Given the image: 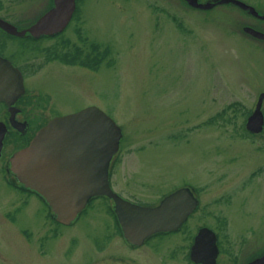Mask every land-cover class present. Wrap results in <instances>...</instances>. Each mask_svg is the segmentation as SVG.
I'll list each match as a JSON object with an SVG mask.
<instances>
[{"label": "rangeland", "instance_id": "rangeland-1", "mask_svg": "<svg viewBox=\"0 0 264 264\" xmlns=\"http://www.w3.org/2000/svg\"><path fill=\"white\" fill-rule=\"evenodd\" d=\"M245 1L264 12V0ZM47 3L20 0L18 8L33 16ZM79 9L80 17L64 37L83 47L107 46L110 54L96 69L59 59L42 62L43 57L28 63L29 94L34 98L28 112L65 114L100 106L123 129L112 174L118 191L157 201L175 185H198L205 225L225 236L227 225L217 217L227 216L229 246L239 249L237 261L226 252L221 263L241 264L259 254L264 250V131L247 137L241 135L246 129L240 126L247 119L245 112H252L264 92V40L242 32L241 26L255 25L264 31V20L250 17L234 4L199 10L185 0H79ZM48 96L49 108L40 106ZM232 103L240 108L227 110L230 122L209 123ZM18 146V141L9 143L6 156ZM0 192L6 194L5 189ZM42 205L34 199L19 221L23 217L35 227L38 218L44 220L36 211ZM108 205L106 198L97 197L75 226L59 228L61 240L47 242L46 260L36 255L37 246L9 255L17 262L20 254V264H86L96 247L107 244V233L112 236L108 250H118L113 236L118 227ZM239 233L247 235H241L247 237L243 249ZM170 242L167 238L158 248L147 250L151 264H161ZM100 253L93 264H103ZM169 262L179 264L176 259Z\"/></svg>", "mask_w": 264, "mask_h": 264}, {"label": "water", "instance_id": "water-1", "mask_svg": "<svg viewBox=\"0 0 264 264\" xmlns=\"http://www.w3.org/2000/svg\"><path fill=\"white\" fill-rule=\"evenodd\" d=\"M185 1L202 9L234 3L264 19V12H259L244 0ZM76 8L77 0H54V6L29 30L34 35L60 32L69 24ZM0 23L13 32L24 33L1 17ZM243 30L264 39V31L251 25H244ZM24 91L19 68L0 56V102L13 103ZM263 99L264 92L247 119L246 126L252 132L263 129ZM15 112L13 110L12 114ZM7 130V124L0 121V156ZM122 137V128L115 119L100 107L90 105L50 119L27 146L12 155L11 168L21 182L46 198L57 220L63 223L73 221L93 197L106 195L114 199L115 212L125 237L142 243L158 231L178 228L199 201L192 197L188 187L178 188L156 205L138 204L116 192L110 183V172ZM217 254L216 233L209 227H203L195 238L192 257L204 264H216ZM247 264H264V253Z\"/></svg>", "mask_w": 264, "mask_h": 264}, {"label": "flooded vegetation", "instance_id": "flooded-vegetation-1", "mask_svg": "<svg viewBox=\"0 0 264 264\" xmlns=\"http://www.w3.org/2000/svg\"><path fill=\"white\" fill-rule=\"evenodd\" d=\"M19 1L20 0H0V17L15 26L18 31H24V33H16L0 23V56L13 63L21 70L23 74V84L25 86V93H22L13 103H8L6 101L0 102V121H5L8 127V131L4 139L2 154L0 156V191L2 189H5L6 191V194L0 192V264H20L19 261L21 262L22 259L20 254H16L17 262L15 261L14 257L9 254H11L13 250L18 252L20 249L27 250L32 246H37L35 251L36 255L38 254L44 260H46V258L50 256V253L47 252L48 249H46L47 242L52 239L55 241L61 240V236L63 234L61 230L59 231V228L63 226H75L80 217L79 215L74 221L67 224L57 220L56 215L53 213L51 207H49L47 204L45 198L36 190L31 189L22 183L17 177V174L11 168V156L18 149L27 145L34 137L38 129L45 125L51 118L62 114L60 112L55 113V111L49 112L48 114H42L39 112L31 114L28 112L29 107L34 102L33 96L29 94L30 88L28 85V63H34L42 57V62L46 60L57 59L50 54V52L53 50L51 46H45L44 43L47 40H55L52 45L59 44L61 38H65L64 35L66 33V29H68L70 26L69 23V25L63 31L58 33H43L40 35H34L30 32L29 28L44 13L54 6V0H48L47 5L44 6L40 12L33 16H27L26 14L19 11ZM250 17H254L258 20H264L258 16L250 15ZM253 27L259 29V27H256L255 25ZM84 48L88 50L89 47ZM99 48H101V52L99 53L98 49L95 51V53L97 52L98 57L100 54V63H103L106 56H108V47L100 46ZM50 101V96H48L45 100H41L40 106L43 104L45 107L47 106V108H49ZM13 110L16 111L14 114H12ZM11 117L17 126L13 125ZM254 135V133H250L247 135V137H254ZM10 138H12L13 141L9 142ZM17 141L20 143V146L14 149V151L7 157V146L9 143H14ZM180 187H188L189 193L192 195V197H196L198 199L199 202L193 212L178 228L168 231L156 232L150 235L142 243L132 242L125 237L119 219L115 214L114 200L106 197L109 202L108 211L114 215L115 223L118 227V231H116V233L113 235L118 241L119 246L116 247L118 250H108V248H110L108 247L109 241L111 240L112 236L107 233V244H104L101 247H96L97 252L95 253V256L97 257H92L86 262V264H93L95 260H98V258L101 257V253L99 255L100 251H102L103 254V264H142V261L145 264H151L150 261L152 258L149 257L147 250L153 249V247L158 248L160 243H163V241L167 238L168 240H171V242L167 247V256L165 259L160 261L161 264H170V259L171 261L176 259L179 264H204L202 261H196L192 257V246L194 244L195 237L202 227L207 226L205 225V216L203 214L205 211V206L203 205V194L201 188L198 185L191 183H181V185H175L164 192L160 198L168 193H171L172 191L177 190ZM114 189L117 190L115 187ZM118 192L122 194L120 191ZM6 195H9V197L5 198ZM132 195L131 197H127L125 195L123 196L143 204H155L160 200V198L157 201L145 200L140 198V196L136 195L138 197L136 198ZM37 198L39 199V203L42 201L45 205H42L41 210L38 206L36 208V211L42 214L41 216L39 214V216L43 217L44 220L40 221L38 218L37 225H35V227H30V224L25 222L23 217L21 221H19V215L22 213V211L28 208L34 199ZM88 206H90V203ZM44 207H46V210ZM202 210L203 212L201 213ZM217 218L220 222L224 224L226 223L227 225V227L224 226L223 230L225 231V236L217 231L219 246V253L216 257L217 264H222V255L226 252L231 254L232 257H230V259L237 261L239 259V249H233L231 246H229L232 241L230 231L227 230L230 220L225 215L218 216ZM46 222L50 223L49 226L46 225ZM241 235L245 234L239 233V237L242 240L240 245L241 249H243L247 245V237L243 238ZM224 237H226V239H224ZM70 238L71 237H68L67 244H69ZM72 239L75 243V237ZM225 245L226 248L224 247ZM66 251L67 248L63 250L64 254H66ZM12 254L14 253L12 252ZM24 255L27 256V253L25 252ZM111 257H114L115 262H110ZM252 258H254V256L248 257L241 264H246Z\"/></svg>", "mask_w": 264, "mask_h": 264}, {"label": "trees", "instance_id": "trees-1", "mask_svg": "<svg viewBox=\"0 0 264 264\" xmlns=\"http://www.w3.org/2000/svg\"><path fill=\"white\" fill-rule=\"evenodd\" d=\"M74 19H78L80 17V9H79V0H78V8L76 10V13L74 14ZM180 26H182L183 28L184 25L183 23H179ZM100 45H98L97 43H92L88 50H86L83 46L77 45L74 42H70L69 40H67L66 38H61V41L59 44H54L51 46V48L53 49L50 54L51 56L53 55L55 58L66 62V63H78L90 68H98V66L100 65V54L98 57L97 52L95 53L96 50L99 51V53L101 52V49L99 48ZM107 53L110 54L109 48L107 50ZM232 110L238 111L240 106L239 103H232L231 105L228 106V108L224 109L222 112H219L217 115H215L211 121H209V123H211L212 121L215 122L218 119H221L222 121H229L231 120V117L227 116V110L232 108ZM249 111H246L245 113H248ZM242 124L240 127L243 128ZM240 133V132H239ZM248 135V132L246 131L244 134L241 135Z\"/></svg>", "mask_w": 264, "mask_h": 264}]
</instances>
